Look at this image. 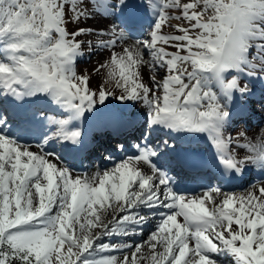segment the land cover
Returning <instances> with one entry per match:
<instances>
[{"label": "snow or ice", "instance_id": "1", "mask_svg": "<svg viewBox=\"0 0 264 264\" xmlns=\"http://www.w3.org/2000/svg\"><path fill=\"white\" fill-rule=\"evenodd\" d=\"M97 17L119 24L82 26ZM85 45L109 53L95 89L77 73ZM253 78L264 82V0H0V105L16 108L0 107V264H264V179L181 191L150 138L205 134L222 175L264 173V128L226 134ZM110 99L141 103L148 131L95 144L112 166L76 172L47 146L78 150L81 122ZM41 102L60 118L28 113ZM38 117L50 134L33 151L22 134Z\"/></svg>", "mask_w": 264, "mask_h": 264}, {"label": "rangeland", "instance_id": "2", "mask_svg": "<svg viewBox=\"0 0 264 264\" xmlns=\"http://www.w3.org/2000/svg\"><path fill=\"white\" fill-rule=\"evenodd\" d=\"M95 23H96V19L94 18L91 21L85 22L82 26L89 27L90 25H94ZM172 23L175 24L177 22L176 21H172ZM72 27H73V25H69V29H71ZM166 30L173 31L170 28H166ZM93 39H95V38L93 37ZM85 47H87V46L86 45L84 46L83 51L85 50ZM117 50H119V48ZM170 50H174V49H170ZM91 53L92 54H90V56L84 55L83 56V60L78 61L77 65H76L78 74H84L86 72L92 74L94 72V69L96 67H98L99 63L107 60L108 57H109V53L106 52V51L105 52L96 51V52H91ZM93 74H94V76L98 77V79H94L93 83L91 82L92 83L91 84L92 88L95 89L100 84L103 83V76H101V75H99V74H97L95 72ZM92 79L93 78L91 76V80ZM146 79H147V77H146ZM117 91H119V90H117ZM113 102L118 103V101L114 100V99H113ZM245 136H246V134H245ZM106 242H108V241L106 240Z\"/></svg>", "mask_w": 264, "mask_h": 264}, {"label": "bare ground", "instance_id": "3", "mask_svg": "<svg viewBox=\"0 0 264 264\" xmlns=\"http://www.w3.org/2000/svg\"><path fill=\"white\" fill-rule=\"evenodd\" d=\"M98 21H100V22H102L103 23V25L104 26H107V27H111V20L110 19H104V18H96ZM113 23V22H112ZM114 24H115V22H114ZM93 72V71H92ZM91 72V73H92ZM94 73V72H93ZM91 74V76H92V80H91V82L93 83V81H94V79H98V77L97 76H94V74ZM145 76H147V73H145ZM91 83V84H92ZM130 102V101H129ZM130 103H133V102H130ZM107 106V105H106ZM106 106L102 109V111L106 108ZM141 106H143V105H141ZM8 107L10 108V111L11 112H13V113H15V111H16V108H15V106L13 105V104H10V105H8ZM144 107V106H143ZM106 114V113H105ZM107 116H111V115H109V114H106ZM127 116H124V117H122V118H120L119 119V123H120V121H123L125 118H126ZM51 118V117H50ZM104 119L105 120H108V121H111V122H114L115 120H113L112 118H108V117H104ZM89 120V122H92L93 120H94V118H92V119H88ZM80 126L85 130V132L87 133V131H88V129L90 128V125L87 123V120H85V121H83V122H81V124H80ZM119 135H121V134H119ZM118 135V136H119ZM127 139V138H126ZM124 140V138H122V141ZM22 142H25L24 141V139H22ZM87 143V139H86V141H85V144ZM34 148V149H33ZM79 148H81V147H79ZM64 149H68V150H70L69 148H66V147H64ZM32 150L33 151H36V148L35 147H32ZM71 151H73V150H71ZM113 155L115 156V153H113ZM101 166H103V160H99V162H98V168H96L95 169V167L93 166H91V168L89 169V172L88 173H92V172H94V171H96L97 169H102L101 168ZM236 192H238V191H236ZM182 219V218H181ZM147 237V230H146V233H145V237L144 238H146ZM134 239V237H132V240ZM140 239V237L138 238V240ZM227 262H225V264H226ZM228 264V263H227Z\"/></svg>", "mask_w": 264, "mask_h": 264}]
</instances>
